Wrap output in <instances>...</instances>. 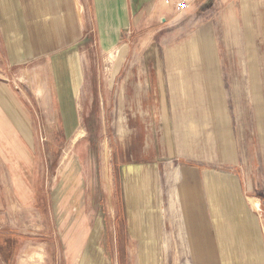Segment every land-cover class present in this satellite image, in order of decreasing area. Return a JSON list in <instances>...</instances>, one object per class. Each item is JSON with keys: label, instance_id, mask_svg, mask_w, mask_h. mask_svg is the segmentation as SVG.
Segmentation results:
<instances>
[{"label": "rangeland", "instance_id": "1", "mask_svg": "<svg viewBox=\"0 0 264 264\" xmlns=\"http://www.w3.org/2000/svg\"><path fill=\"white\" fill-rule=\"evenodd\" d=\"M23 4L31 28L42 37L41 44L45 40L53 50L72 41V34L79 40L71 45L73 49L66 45L10 71L7 59L0 57V80L12 87L19 100L29 102V111L37 110L34 98L38 93V188L34 195L28 198L14 184L10 170L0 165V264H33V258H38V264H67V246L74 242L79 244L75 264H193L186 229L179 223L180 205L174 198L178 194L173 184L176 165L184 162L164 153L162 137L158 146L156 138L147 134L146 125L153 132L152 124L161 121L165 102L173 101L177 90L181 100L184 90L182 112L194 109L193 81L181 80L179 88H167L175 75L163 72L170 61L185 66L189 74L198 61L200 86H209L216 76L217 95L225 96L228 102L237 97L247 100V119L262 114L264 121V0H172L174 12L168 19L145 10L137 26L121 24V10L113 0H75L74 24L66 15L67 0H23ZM205 25L213 33L209 38L215 57L209 56L202 41H194L192 35ZM178 31L183 39L171 41L168 34ZM169 50L182 54L172 58L163 55ZM68 55L75 57L79 70V83L70 101L74 126L69 135L60 137L53 127L47 142L46 130L54 124V119L47 118L57 106L52 105L53 110L51 105L44 108L42 91L48 93L53 85L56 90V80L49 81L47 74L51 76L49 71L54 73ZM147 65L160 67L158 79L153 71L142 72ZM207 65L211 67L209 73ZM159 80L167 86L162 87L163 101L157 95L143 99L126 89L130 82L139 86L140 81L147 89ZM190 91L191 96H186ZM255 97L261 99L260 103H252ZM212 109L211 99L209 105L198 103V113ZM118 110L127 134L117 130ZM171 111L175 113L173 106ZM133 115L137 119L131 120ZM197 125L196 142L199 138L203 148L207 140L218 139L212 132L204 134L211 129H204L203 121ZM103 144L108 149L107 161ZM206 154V150L198 152L194 164L212 165ZM137 165L157 166L156 209L160 215L129 222L125 215L129 210L122 204L125 180L130 176L141 179L142 167ZM214 166L224 167L218 163ZM106 168L110 190L106 188ZM22 195L24 199H20Z\"/></svg>", "mask_w": 264, "mask_h": 264}, {"label": "crops", "instance_id": "2", "mask_svg": "<svg viewBox=\"0 0 264 264\" xmlns=\"http://www.w3.org/2000/svg\"><path fill=\"white\" fill-rule=\"evenodd\" d=\"M113 1L121 10L118 16L122 25L137 26L141 23V19L143 20L145 10L147 14L160 15L163 19H168L174 12L171 10L173 9L172 0ZM67 4L69 5L67 17L72 23L76 22L75 0H71V3L67 0ZM166 13L169 16H165ZM31 25L26 18L23 0H0V57L7 59L8 71L13 67H23L37 62L56 49L74 45L79 40L72 34L70 38L72 41L51 50L45 40L44 44L39 42L42 37H38V33L33 31ZM184 34L189 35V32ZM211 34L213 33L205 25L196 29L192 35H194V41H202L209 56L215 57L212 38H209ZM164 35L167 37V34L164 33ZM181 35L180 31L168 34L171 41L182 40ZM178 48L175 46L174 49L179 50ZM171 50L163 55L172 58L182 54ZM66 60L65 63L59 64L58 69H54V73L49 71L51 76L47 74L49 81L56 80V90L53 85L48 93L42 91V98L46 100L44 108L51 105L53 110L52 105L57 106L55 112L49 111L51 113L47 118L54 119V124L46 130L47 142L48 132L53 127L55 128L52 131L60 137L69 135L74 126L70 101L79 83V70L74 56L68 55ZM199 68L196 61L189 74L185 66H178L170 61L163 67V72L175 74L172 77V84L168 87L164 81L162 86L159 80L156 84L151 82L147 85V89L140 81L139 86H134L133 82H130L126 89L131 91V95L143 99L157 95L163 101L165 93L163 88L177 89L180 87L177 83L181 80H184V83L193 81L194 93L190 91L186 93V96L190 97L193 93L194 109L188 113L182 112L184 90L182 100L177 90L174 96L176 98L165 102V113L161 115V121L152 124L153 132L150 133L151 127L146 125L147 134L156 138L158 146L161 144V141H158L159 137H162L161 145L164 153L167 152L170 156L174 154L175 158L184 162V164L176 165L178 173L175 172L173 184L178 193L174 198L180 205L179 223H182L183 228L186 229L190 259L193 264H264V121L262 114L254 120L247 119V100L237 97L234 98V102H228L225 96L217 95L214 89V83H218L216 76L213 77L216 80H212L209 86H200ZM147 69L153 71L157 79L162 71L157 65H147L142 72H148ZM210 70L211 67L207 65L206 72L209 73ZM204 83L203 81L202 84ZM208 83L207 81L206 84ZM200 88L203 90L199 94ZM186 89L188 91L187 86ZM35 95L34 104L37 110H31V112L27 106L29 102L26 100L23 103L19 100L12 87L4 80H0V165L10 170L14 184L21 188L28 198L31 194L34 195V191L38 188V181L35 180L38 178L35 165V153L38 149L35 139L38 134V93L36 92ZM54 96L58 98L56 102H54ZM207 96L210 98L208 99ZM210 99L212 112L198 113V103L203 102L209 105ZM117 100L120 102L119 98ZM260 101L259 97H255L252 103L257 104ZM233 105L235 108L230 107ZM172 106L174 114L171 111ZM116 114H118L117 130L127 134L121 112L118 110ZM137 117L133 115L131 120ZM147 120L143 117L144 122ZM199 120L204 122V129H211L210 133L206 131L204 134L209 135L212 132V135L218 138L213 142L207 140L206 148L199 143V138L196 142L195 131ZM135 135L137 134H133ZM150 139L152 141V138ZM133 140L136 141V138ZM48 150L51 151L50 147ZM203 150L207 151L205 158L212 165L194 164L196 154ZM217 163L223 164L224 167L214 166ZM140 167L143 174L141 179L136 180L131 176L130 179H124L127 186L125 185L126 192L122 204L124 203L125 208L129 210L125 213L129 217V222H133L134 218L144 216L153 218L160 215L156 209L157 184L159 183L156 177L157 166L137 165L136 168ZM30 177H34L31 182ZM24 196L22 195L20 199H24ZM77 246L79 247V244L76 242L70 247L67 246V264H75L73 260L78 250Z\"/></svg>", "mask_w": 264, "mask_h": 264}, {"label": "bare ground", "instance_id": "3", "mask_svg": "<svg viewBox=\"0 0 264 264\" xmlns=\"http://www.w3.org/2000/svg\"><path fill=\"white\" fill-rule=\"evenodd\" d=\"M78 136H81L80 135V133L76 136V138L78 137ZM75 140V139H74ZM104 145V144H103ZM107 159H108V149H107V147H106V144L104 145V161H107ZM105 181H106V188L108 189V190H110V182H109V178H108V175H107V168L105 169ZM109 195V194H108ZM80 217V216H79ZM86 232V231H85ZM73 243V242H72ZM71 250V249H70ZM66 251V250H65ZM68 258V257H67ZM41 260V257H39V261ZM31 262L33 263V264H38V258H36L35 260H34V258L33 259H31ZM28 264H30V262L28 263Z\"/></svg>", "mask_w": 264, "mask_h": 264}]
</instances>
